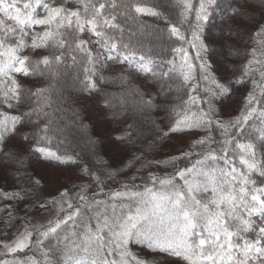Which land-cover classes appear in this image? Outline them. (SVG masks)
<instances>
[{
	"label": "snow or ice",
	"instance_id": "6c2138e0",
	"mask_svg": "<svg viewBox=\"0 0 264 264\" xmlns=\"http://www.w3.org/2000/svg\"><path fill=\"white\" fill-rule=\"evenodd\" d=\"M221 4L222 0H198V7L192 0H157L151 5L144 0H0V108L18 112L0 111V163L14 169L18 180H22L19 173L27 175L33 159L76 162L53 150L52 137L58 129L51 127L46 110L30 103L51 89L58 76H71L83 85L81 93L88 95L100 93L98 84L107 81L97 73L110 64L123 66L115 74L122 86L131 88L133 72L155 82L160 90L155 99L143 88L133 90L138 99L131 106L133 115L158 109L156 100L164 98L160 93L171 91L170 82L192 81L194 69L213 85L203 96L189 95L184 101L195 110L182 106L175 116L169 113L167 130L160 129L162 136L204 133L188 151L155 162L158 168L172 167V172H148L147 179L139 177L140 184L133 175L120 187L105 191L101 176L115 180L119 171L100 173L85 167L89 185L96 184L92 192L80 185L75 197L65 189L59 200L44 198L41 180L27 175L23 187L0 195V200H31L33 206L51 213L46 224L38 229L25 227L12 243L3 244L6 254L37 246L42 259H14L11 264H149L148 257L130 252L133 243L154 254L153 264H163L167 257L178 258L177 264H264V59H256L257 51L264 57V19L257 20L248 11L253 0H227L223 8ZM253 6L264 10V0H255ZM166 7L176 9L179 24L171 22ZM218 10L241 24H253L249 35L260 38V48L251 49L253 59L247 60L242 72L232 69L231 77H217L220 68L229 66L212 64L202 37L204 25ZM143 17L168 25L170 58L144 52L137 29L150 26ZM241 31L234 26L227 35L240 40ZM223 47L226 58L240 54L235 44ZM253 63L260 67L253 68ZM257 72L259 83L252 82L261 87V96L250 92L238 118L220 120L216 101H223ZM20 77L47 80L48 89H25ZM101 106L113 119L129 117L127 102L116 111L108 94ZM21 107L25 111L19 112ZM17 135L21 146L7 148L8 139ZM137 138L135 122L127 123L115 137L129 144ZM0 212L10 224V206Z\"/></svg>",
	"mask_w": 264,
	"mask_h": 264
},
{
	"label": "trees",
	"instance_id": "16d2710c",
	"mask_svg": "<svg viewBox=\"0 0 264 264\" xmlns=\"http://www.w3.org/2000/svg\"><path fill=\"white\" fill-rule=\"evenodd\" d=\"M144 2L151 5L156 4L157 0H144ZM192 3L198 7V0H192ZM226 3L227 0H222L221 7L223 8ZM254 3L255 0H253V4H249L248 11L255 13L257 20L264 19V10L253 6ZM164 11L170 17L171 22L178 24L181 22L174 7H166ZM194 15L193 12L191 14L193 25H195ZM142 19L150 26L148 29H137L138 35L144 41V52L152 54L156 58H170L171 41L167 35L168 25L162 20L153 21L149 17H143ZM234 26L242 29L240 40H234L227 35ZM253 27V24H241L240 21L229 18L226 12L219 10L204 25L202 37L209 46L208 56L212 64L217 68H220L222 62L229 66L220 68L216 74L217 77H231L233 75L232 69H239L242 72L247 60L253 59L251 49L254 47L260 48V38L249 35ZM183 28L187 29L186 21L183 22ZM233 44L240 49V54L237 56L233 53V58H226L223 46ZM194 55L195 52L192 53V56ZM256 59H264L259 51L256 53ZM122 67V65L110 64V67L105 68L102 73H97V76L102 75L103 79L107 81V83L98 84L99 94H82V84L77 83L71 76L61 75L51 81L53 85L51 89L45 91L43 96L36 98L39 105L36 104V101H30L38 110H46L51 127L58 129L56 135L52 137L51 147L53 150L60 155L72 156L76 160L75 163L66 164H60L55 160H31L27 175H34L41 180L40 195L42 197L56 199L59 197V193L65 191V189L70 193L81 190L80 185L85 188L91 186L96 188L95 182L89 185L87 174L83 171L85 167L100 173L119 171L120 175L116 176L115 180H107L104 176H101L105 191L120 187L121 182L129 180L133 175L138 177L135 181L137 184L143 182L139 177L143 176L147 179L148 172L165 175L174 169L172 167L158 168L155 166V162L166 161L170 157H176L181 152L188 151L189 146L204 135L203 132L172 133L168 136H162L160 133V129L165 128L168 123L169 113L175 116L182 106L195 110L191 105H184V101L188 99L189 95L203 96L206 88L213 87L211 80H205L198 69L193 70L194 78L189 83L178 80L170 82L172 85L171 91L160 93L164 98L156 100L158 109L153 108L148 115L139 113L133 115L131 106L138 103L137 97L133 95V90L139 91L143 88L151 93L154 99L160 90L155 82L146 81L143 76H138L134 72L131 74L134 77L131 88L126 85L122 86L121 77L115 75L120 72ZM252 67L259 68L260 65L253 63ZM19 79L25 89H40L42 87L48 89L49 81L47 80L24 77ZM123 79H127V76ZM253 80H256L257 84L259 83V72L254 76L246 77L244 84L236 85L231 95L223 101H216L214 107L220 120L227 122L230 119L235 120L238 118L245 108L246 97L250 92L257 97L261 96V87L253 84ZM194 87L198 88V91L193 92L192 88ZM105 94L110 96L112 104L116 106V111H119L122 102H127L130 106L127 120L113 119L109 111L101 106ZM45 105H48L46 109L44 108ZM164 109H168L169 112L164 111ZM0 111H5L10 115L18 114V112L6 108H0ZM18 111H25V108L21 107ZM133 122H135L138 135L135 144L118 142L115 137L121 134L127 123ZM28 130L20 129V131ZM165 130L167 129L165 128ZM216 135L218 136L219 133L217 132ZM21 143L18 135L13 136L8 139L7 148L21 146ZM137 156L142 157L141 160L136 161L135 157ZM37 165H39V168H36ZM180 166L182 167L183 163ZM138 169L139 171H137ZM17 175L14 169L0 163V195L4 192L17 191L24 186L23 182L26 181L27 175L23 172L19 173L22 180H18ZM5 205L10 206L13 218L10 224L6 223L9 220L8 216L0 212V249L3 241L12 236L18 230L20 224L32 218L36 213L45 211L33 206L31 200H0V208ZM129 250L141 259L148 257L149 264H153L154 254L149 253L147 249H142L141 246L133 243L129 245ZM13 258L42 259L40 250L36 256H32L27 250L16 253L14 257L0 253V261L12 260ZM177 260L178 258L167 257L164 259L163 264H177ZM179 264H184V262L179 261Z\"/></svg>",
	"mask_w": 264,
	"mask_h": 264
},
{
	"label": "rangeland",
	"instance_id": "374dc122",
	"mask_svg": "<svg viewBox=\"0 0 264 264\" xmlns=\"http://www.w3.org/2000/svg\"><path fill=\"white\" fill-rule=\"evenodd\" d=\"M76 139H77V138H76ZM77 141H78V142H81V141H79V140H77ZM90 146H91V145H90ZM91 147H92V146H91ZM91 147H90V148H91ZM37 167L39 168V165H37L36 168H37ZM86 188H88L89 191L91 192V190H93V188H95V186L86 187ZM79 191H80V190H79ZM79 191H75V192L71 193L72 196L75 197L76 193L79 192ZM56 200H59V197H57ZM50 216H51V213H50V212L42 211V212L36 213L32 218H30V219L26 220L24 223L20 224L18 230L15 231V233H14L12 236L8 237L6 240L3 241V243H2V247H1V249H0V251H1L0 253H1L2 255H3V254L7 255L5 249L3 248V244H4V243H9V244L12 243V242L14 241V239H15V237H16V235H17L18 232L23 231L25 227H29V228H37V229H38V228L40 227V225H42V224H46V223L48 222ZM26 250L29 251V253H30L32 256H36V255L39 254V250H38V247H37V246H33V247L31 248V250H28V249H26ZM15 254H16V253H15ZM15 254H8V256H9V257H14ZM13 260H14V258H13L12 260H4V261H8V262H10V261H13Z\"/></svg>",
	"mask_w": 264,
	"mask_h": 264
}]
</instances>
